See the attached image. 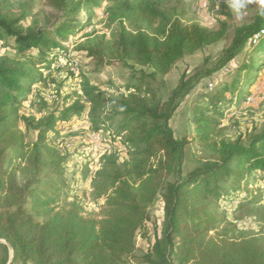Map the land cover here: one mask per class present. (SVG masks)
I'll use <instances>...</instances> for the list:
<instances>
[{
	"label": "trees",
	"instance_id": "1",
	"mask_svg": "<svg viewBox=\"0 0 264 264\" xmlns=\"http://www.w3.org/2000/svg\"><path fill=\"white\" fill-rule=\"evenodd\" d=\"M105 3L110 4L107 24L117 26L112 45L82 48L97 71L114 63L140 69L125 89L128 95L104 93L85 73L75 77L68 69L58 84L64 95L57 107L38 121L26 118L22 108L33 87L57 84L50 81L52 67L69 54L65 43L86 30L94 11ZM45 5L57 14L50 32L23 26L33 3L23 5L16 18L4 15L0 4V43L8 47L13 39L16 56H0V241L11 248L14 262L264 264V241L237 239L232 234L236 226L220 208L226 197L236 196L238 212L249 209L264 221V205L259 208L264 189L257 187L264 182V129L231 139L221 127L225 115L250 97L263 75L261 10L252 23L235 30L215 63L206 60L192 75H182L163 103L151 82L163 84L185 56L220 42L227 25L213 31L187 24L185 0H46ZM243 55L229 83L190 103L193 134L177 138L171 120L179 108L203 81ZM88 111L97 132L120 117L112 140L128 149L122 163L114 153L106 156L93 179L91 196L102 203L100 216H87L78 198L69 199L68 156L55 145L58 123ZM22 121L36 132L32 145L19 130ZM192 142L208 157H196V168L185 176ZM87 173L85 166L83 179ZM159 200L164 210L161 234L137 255V240L148 239L150 212Z\"/></svg>",
	"mask_w": 264,
	"mask_h": 264
},
{
	"label": "rangeland",
	"instance_id": "2",
	"mask_svg": "<svg viewBox=\"0 0 264 264\" xmlns=\"http://www.w3.org/2000/svg\"><path fill=\"white\" fill-rule=\"evenodd\" d=\"M187 3V24H198L203 27L202 11L201 5L207 2L211 11L218 18V25L213 31H219L222 25H227L226 35L217 44L207 47L192 56H185L181 61L177 63L173 71L161 82H151L152 86L158 89L159 96L163 103L168 99V96L172 90H174L180 81L182 75H192L206 60L209 64L215 63L222 53L231 44L235 30L244 25H248L253 22V18L256 13L261 10V0H248L247 8L243 10L242 17L237 18L231 8V0H185ZM33 3L34 10L32 15L23 23L24 27L34 26L40 29H44L47 32L52 31L56 25V12L45 5L46 0H0L2 13L12 18L19 17L23 12V5L27 3ZM109 3L103 4L99 9L95 10L92 17L91 25L84 31L77 33L71 38L70 41L65 43L68 46L71 57L76 59L81 66V72L85 73L92 83L99 87L101 90H105L108 86L113 88H123L133 82L136 75L140 73V69H131L128 66H124L121 63H114L107 67L101 68L97 71L96 65L92 59L87 58L85 51L82 47L87 45H95L99 42H105L107 45L111 46L114 40V34L116 33L117 26L109 27L107 24L106 9L109 7ZM81 17H85L82 15ZM9 46H2L0 44V56H5L10 59H15L16 56L13 52V39H8ZM245 55L240 56L233 62H231L225 69L221 72L215 74L210 79L203 81L198 88L189 96L185 103L179 108L173 119L171 120V126L174 130L175 136L177 138H182L184 136H191L194 131V127L190 122L189 106L192 101L197 99V97L209 90V86L212 85L213 89L219 87L225 83H229L231 80V75L234 71L244 62ZM264 61V60H263ZM53 72V71H52ZM66 68L56 70L52 73V78L50 81H55L56 85H51L47 87L49 93L54 95L52 102H46L41 95V92L37 94L35 100L32 104L23 105L22 112L26 118L34 119L38 121L42 119L47 113L53 111L61 100V96L64 92L60 89L58 84L66 77ZM256 89L264 91V72L259 78V84L251 90V92L256 91ZM59 92V93H58ZM58 93V94H57ZM66 93V92H65ZM114 99V98H110ZM238 117L234 120L227 122L224 118L222 122L228 123L227 135L231 139L236 138H247L250 134L259 132L264 129V101L253 107H245L242 103L237 108ZM236 110V109H235ZM121 123L120 117L114 119L112 124L107 125L104 131H114L119 132L118 127ZM19 130L25 135L26 141L29 145H32L36 140V132L32 127H29L24 121L19 124ZM127 137V134L123 135ZM78 138L75 139L73 145L75 150L80 147L82 141H84L85 135L79 134ZM65 153V152H64ZM68 154V153H67ZM69 156H73L68 154ZM207 159L208 154L200 148L197 144L191 143L187 147L186 157L183 172L184 175H188L196 168L195 158ZM123 161V160H122ZM119 160V162L122 163ZM66 181L69 185L77 183L74 168L67 167ZM260 183L258 184L259 187ZM92 184L87 188L85 196L81 193L82 197L90 196L88 205L95 207L100 202H95L91 196ZM80 200V198H78ZM264 201L261 207L263 208ZM99 213H92L86 211L87 216H100ZM151 221L147 224L148 239H143L139 237L137 240V255L148 251L152 245L155 243L157 237L161 234V229L164 222V210L162 201H158L150 212ZM254 212L249 209H245L242 212H236L230 215L229 219L234 223H237L236 229L233 231V235L237 239H243L246 241H264V221L260 218H254ZM0 264H23L22 262H14L13 252L11 248L5 241H0Z\"/></svg>",
	"mask_w": 264,
	"mask_h": 264
},
{
	"label": "built area",
	"instance_id": "3",
	"mask_svg": "<svg viewBox=\"0 0 264 264\" xmlns=\"http://www.w3.org/2000/svg\"><path fill=\"white\" fill-rule=\"evenodd\" d=\"M201 11L202 20L204 23L203 28L208 30L215 29V27L218 25V18L214 14V12L211 11V8L209 7L207 2L202 3ZM71 38L69 39V41L71 40ZM64 68H66V70L70 69L75 77H78L81 74L80 63L76 59H73V57H71L70 51L67 56H63L57 61V63L53 65L52 71L54 72L58 69L60 70ZM212 89L213 86L210 85L209 90ZM39 91L41 92V95L45 98L46 101L52 102V100L54 99L53 94L49 93L46 89H40L39 87L34 86L29 99L24 103V105L26 106L28 104H32L37 94H39ZM102 91L104 93L115 96L121 94L128 95V92L125 89H115L111 86H108L105 90ZM263 101L264 91L256 89V91L251 92L250 97H248L247 100L244 102V106L253 107L257 104L262 103ZM237 110L238 109L231 111L225 115L224 118L227 120L228 123L238 117V114L240 112H238ZM228 123L225 124L224 122H222L221 127L226 128L228 126ZM57 130L59 131V137L55 139L56 147L62 152H65L66 154L68 153L73 155L71 157L69 156V159L67 158V163L65 166L66 171L67 167L74 168V174L77 180V183L75 182L71 185H69L68 183L70 197L69 199L72 200L73 198H80V201L82 202L86 211H90L94 214L99 213L101 210L102 203H98L97 206L92 207L88 205V202L86 201H89L90 196L86 195L87 197H82L81 193L85 196L87 188L90 187V185L93 183L94 177L101 169L103 159L111 153H114L116 154L117 158L122 161L127 158V147L122 144L119 139L117 142H113L112 139L116 137L113 131L109 130L105 132L102 130L97 132L93 130L90 122L89 111L79 117L73 118L70 121L59 122L57 125ZM79 134H84L86 139L82 141L80 147L75 150L73 142L76 138H78L77 136ZM85 166H87L88 173L87 177L83 179L82 172ZM258 188L264 189V182H260ZM238 206L239 198L236 196H228L220 203L221 211L228 216V219L230 215H233L234 213L238 212ZM229 221L232 222L234 225L237 224L231 221L230 219Z\"/></svg>",
	"mask_w": 264,
	"mask_h": 264
},
{
	"label": "clouds",
	"instance_id": "4",
	"mask_svg": "<svg viewBox=\"0 0 264 264\" xmlns=\"http://www.w3.org/2000/svg\"><path fill=\"white\" fill-rule=\"evenodd\" d=\"M248 0H231V8L237 18L242 17L243 10L247 8ZM261 15H264V0H261Z\"/></svg>",
	"mask_w": 264,
	"mask_h": 264
}]
</instances>
